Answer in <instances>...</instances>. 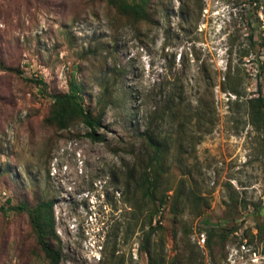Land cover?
I'll return each instance as SVG.
<instances>
[{
	"label": "rangeland",
	"instance_id": "1",
	"mask_svg": "<svg viewBox=\"0 0 264 264\" xmlns=\"http://www.w3.org/2000/svg\"><path fill=\"white\" fill-rule=\"evenodd\" d=\"M150 12L0 0V206L52 201L59 264H99L112 245L122 264H153L139 249L153 212L159 264H264V0H150ZM72 82L95 113L107 102L104 141L80 120L45 121ZM171 93L176 113L155 114ZM145 129L165 142L160 166ZM146 158L158 179L142 199ZM0 264H49L25 212L0 210Z\"/></svg>",
	"mask_w": 264,
	"mask_h": 264
},
{
	"label": "trees",
	"instance_id": "2",
	"mask_svg": "<svg viewBox=\"0 0 264 264\" xmlns=\"http://www.w3.org/2000/svg\"><path fill=\"white\" fill-rule=\"evenodd\" d=\"M108 3L115 7L116 10L133 21H150V0H108ZM16 71L18 74L21 72L18 69L10 68ZM37 84L45 86V83L39 80H30ZM231 91L234 94H239L234 86H231ZM170 97L164 103L162 108L155 110L156 113L164 115V113L175 114L179 104L176 102L175 94L171 93ZM53 103L51 105L49 115L45 121L49 124L55 125L59 129L68 127L70 123L75 120L82 121L89 129L87 136L93 141H104V136L97 132V128L101 125V119L104 115V108L107 102L101 104L99 109L94 112L89 105L85 103V99L82 95V87L72 82L70 90L62 94L52 95ZM256 104L264 114V96L259 95L255 98ZM143 143L150 148L151 158L149 160L150 166H160L162 164L165 142L158 138V135L154 130L145 129L140 133ZM151 167H149L150 169ZM157 173L148 172L147 170V158L142 166V170L136 181V190L141 192L142 199H147V196L154 197L157 189ZM163 200H159V206H162ZM0 210L3 212L15 211L25 212L28 216L29 224L34 233L37 244L44 253L49 264H59L62 259L63 253L60 245H54L52 242L58 243L59 238L57 236L54 216L52 211V201L41 200L34 206H28L25 203H18L16 205H9L7 207L0 206ZM156 213L153 212L150 215V232L147 234V229L142 232V239L139 244V249L146 255H149V261L153 264H159L153 259L148 250V242L150 241V235L155 230L152 225L153 217ZM147 215H144V218ZM145 226V225H144ZM213 235V233H212ZM211 235V236H212ZM108 249V248H107ZM116 248L114 245L110 246L107 253L102 256L99 264H122V261L117 259L115 254Z\"/></svg>",
	"mask_w": 264,
	"mask_h": 264
},
{
	"label": "built area",
	"instance_id": "3",
	"mask_svg": "<svg viewBox=\"0 0 264 264\" xmlns=\"http://www.w3.org/2000/svg\"><path fill=\"white\" fill-rule=\"evenodd\" d=\"M202 242H204V239H202Z\"/></svg>",
	"mask_w": 264,
	"mask_h": 264
}]
</instances>
